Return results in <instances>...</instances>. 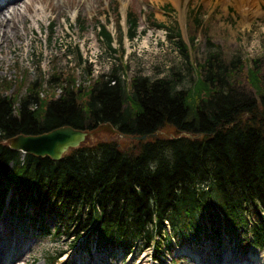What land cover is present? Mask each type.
<instances>
[{"label":"trees","instance_id":"16d2710c","mask_svg":"<svg viewBox=\"0 0 264 264\" xmlns=\"http://www.w3.org/2000/svg\"><path fill=\"white\" fill-rule=\"evenodd\" d=\"M200 21L195 14L197 30ZM126 22L133 38L138 16L129 12ZM99 26L108 48L115 50L112 34ZM78 28L84 30V21ZM208 43L211 48L195 65L192 84L184 88H178L183 78L178 72L126 77L123 66L115 65L94 75L79 52L84 81L73 69L58 67L20 80L17 89L15 79L2 77L0 206L12 189L10 207L21 211L30 202L32 219L43 233L52 232L45 221L49 215L63 227L53 235L94 233L101 247L128 250L142 241L156 252H171L172 239L198 241L209 221L208 236L219 238L222 219L230 240L264 249V60L226 56L220 46ZM69 45L55 48L67 51ZM178 47L191 59V43L180 38ZM101 124L126 136L171 126L195 137L155 135L133 140L129 148L98 140L59 159L8 145L20 133L62 125L92 131ZM55 258L48 257L53 264Z\"/></svg>","mask_w":264,"mask_h":264},{"label":"rangeland","instance_id":"374dc122","mask_svg":"<svg viewBox=\"0 0 264 264\" xmlns=\"http://www.w3.org/2000/svg\"><path fill=\"white\" fill-rule=\"evenodd\" d=\"M15 1L19 2L17 11H23L29 2ZM67 1L35 0L32 3L35 11L28 8L24 10L28 19L25 22H18L16 33L9 34L7 42L2 46L3 51H0V79L2 77L15 79L14 89H17L20 80L23 83L31 81L41 76L42 71L48 73L52 67H58L62 70L73 69L77 80L82 81L85 79L83 64L77 63L76 55V52H80L87 62L91 63L94 75L115 65L123 66L126 77L140 74L153 79L178 72L183 76L178 88H184L192 84L195 65L211 48L208 39L210 43L220 46L226 56H240L245 59L260 57L264 60V0H257L258 10L245 23H242L233 0H179V5L173 0H80L79 3L78 0H69V6ZM179 6L183 7L185 12L183 20ZM129 12L138 16V27L133 38L128 36L126 13ZM195 14L202 23L198 30L194 27ZM83 21L84 30L81 31L78 26ZM157 22L163 25H154ZM99 24H104L111 32L113 37L111 46L115 50L112 51L108 45L106 46L107 43L99 32ZM8 27H13V24L9 22ZM194 32L195 40H190ZM179 38L187 45L191 43V59L184 56L179 49ZM66 42L70 44L68 54L55 48L56 44ZM89 132L91 134L89 133L84 143L115 140L129 148L133 140H137L117 132L108 124H101ZM181 135L183 134L171 126H165L156 132V136L164 138ZM23 209L31 211L28 206ZM20 213L14 209L6 210L4 215L0 214L2 227L0 241L5 242V239L17 241V258L11 260L9 264H44L49 260V256H54L70 246L71 235H64L67 237L65 239L54 238L36 227L31 228L30 222L26 219L17 220ZM46 220L51 222L50 217H46ZM13 226H16L17 230ZM92 238L95 239L94 235ZM228 239L224 238L221 243L219 240L214 241L216 262L221 256L225 259L226 253H222L225 248L234 246L233 253L235 249L240 250L237 242ZM91 241L93 243V240ZM138 243L140 248L141 241ZM198 246L197 242L185 244L179 251H188L190 247L197 249ZM67 250L58 258L57 264H73L70 259L72 251ZM247 251L255 256H262L264 264L263 252L251 249ZM153 252L151 247L141 251L138 258L142 264H171L168 263L169 258L165 256L163 261L153 260L151 256ZM103 258L102 261L110 260L104 254ZM62 260H65L64 263ZM185 262L194 264V258L187 257ZM202 262L206 264V261ZM116 264L135 263L132 261L124 263L119 258Z\"/></svg>","mask_w":264,"mask_h":264},{"label":"water","instance_id":"95a60500","mask_svg":"<svg viewBox=\"0 0 264 264\" xmlns=\"http://www.w3.org/2000/svg\"><path fill=\"white\" fill-rule=\"evenodd\" d=\"M178 132L186 136L195 137L189 132L179 130ZM89 133L91 134L89 130L62 125L39 134H17L8 140V145L23 152L41 156L47 155L52 159H59L70 149L83 144L85 139L88 138L87 136L90 135ZM155 135L156 132L149 135H133L130 137L143 139L150 136L154 137Z\"/></svg>","mask_w":264,"mask_h":264},{"label":"bare ground","instance_id":"6f19581e","mask_svg":"<svg viewBox=\"0 0 264 264\" xmlns=\"http://www.w3.org/2000/svg\"><path fill=\"white\" fill-rule=\"evenodd\" d=\"M35 0H29L28 3H26L24 10L28 8L31 11H35V7H32V3ZM43 1V0H41ZM84 1V0H83ZM177 2L179 5V0H173ZM235 9L240 13L241 15V21L242 23H245L251 16L254 15V13L258 10V1L257 0H233ZM65 2V1H64ZM80 0H78V3ZM17 5H19V2H14L12 0H0V51H3L2 46L7 42V38L9 34L16 33V28L18 25V22H25L28 17L24 13V10L17 11ZM67 5H70V1H67ZM180 13H181V19L183 20L185 18V12L183 7L179 6ZM9 22L13 24V27H8ZM19 37V36H18ZM0 229H2L0 225ZM5 243L7 246V250H5ZM17 241L16 240H6L0 241V264H9L11 260H15L18 255V249H17Z\"/></svg>","mask_w":264,"mask_h":264}]
</instances>
